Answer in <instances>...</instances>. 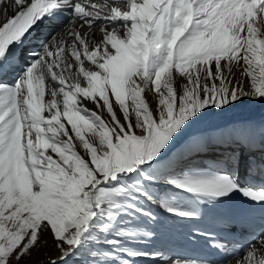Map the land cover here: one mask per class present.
Wrapping results in <instances>:
<instances>
[{
  "label": "snow or ice",
  "instance_id": "6c2138e0",
  "mask_svg": "<svg viewBox=\"0 0 264 264\" xmlns=\"http://www.w3.org/2000/svg\"><path fill=\"white\" fill-rule=\"evenodd\" d=\"M245 98L264 0H0V264L49 240L35 264H204L148 245L234 200L264 215V127L190 133ZM192 235L264 264V232Z\"/></svg>",
  "mask_w": 264,
  "mask_h": 264
},
{
  "label": "bare ground",
  "instance_id": "6f19581e",
  "mask_svg": "<svg viewBox=\"0 0 264 264\" xmlns=\"http://www.w3.org/2000/svg\"><path fill=\"white\" fill-rule=\"evenodd\" d=\"M261 122H264V120H262L261 118H253L248 119L247 121L243 122V124L252 125L259 131V124ZM212 155L213 154H209L208 156L212 157ZM228 220H234L236 223L241 224L245 228H251L253 230L251 234L255 233L259 236L261 232H264V215H262L258 210L252 213L242 212L240 202L238 200H234L220 208L208 209L200 219L191 222V225L190 227H188V229L185 228L184 225H182V233H178L176 234V236H172L168 244L159 245V247H157L156 249L174 256L200 259L204 262V264H220L213 261L209 256L204 255L200 250L202 246L209 244L208 237L195 236L192 235V233L206 232L211 236H224L225 239L231 240L237 248H240L245 243L240 245L237 242H234L231 239L230 233L224 228L219 227V225L225 226L226 223L228 224ZM214 224H217L221 235L214 230H211ZM250 239L251 238H249L248 240L250 241ZM223 254L226 255L225 253ZM227 260L229 264H234L230 253L227 254Z\"/></svg>",
  "mask_w": 264,
  "mask_h": 264
},
{
  "label": "rangeland",
  "instance_id": "374dc122",
  "mask_svg": "<svg viewBox=\"0 0 264 264\" xmlns=\"http://www.w3.org/2000/svg\"><path fill=\"white\" fill-rule=\"evenodd\" d=\"M264 103L257 102L255 100H250L245 98L243 102L237 103L235 107H230L228 111H214L210 114V116L197 126H194L190 133L193 136L196 135H204V136H217L221 131L225 128H231L232 126H236L238 124H243V122L248 119L253 118H261L264 120ZM262 125V126H261ZM264 127V122L259 124V129ZM81 154H83V150L79 149ZM166 221H162V223L156 229L157 234H161L166 232L172 226L165 223ZM185 228L188 229L190 227L191 222H182ZM178 231V232H177ZM183 229L181 227L175 228V232H170L166 237H164L165 242H169L172 236H176L178 233H182ZM169 239V240H168ZM168 244V243H165ZM165 244H149L148 247L153 250H157L156 248L159 245ZM57 253L51 248V240L48 242L47 254L38 256L35 252L32 256L33 264L39 260L46 261L49 256L55 257Z\"/></svg>",
  "mask_w": 264,
  "mask_h": 264
}]
</instances>
